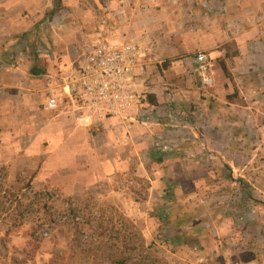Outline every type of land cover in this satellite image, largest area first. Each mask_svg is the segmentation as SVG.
Returning <instances> with one entry per match:
<instances>
[{"label":"rangeland","instance_id":"374dc122","mask_svg":"<svg viewBox=\"0 0 264 264\" xmlns=\"http://www.w3.org/2000/svg\"><path fill=\"white\" fill-rule=\"evenodd\" d=\"M181 1L174 19L192 20L197 35L164 24L162 6ZM6 3L18 9L5 12ZM131 15L145 25L125 28ZM143 35L155 50L134 88L146 98L148 83L160 98L148 136L113 140L111 180L65 181L72 141L57 132L35 138L47 119L68 113L64 104L45 110L48 88L63 102L64 72L86 47ZM239 38H264V0H0V83L9 86L0 88V264H112L105 249L131 229L123 216L171 264H264V45L246 58ZM201 51L212 59L210 87L190 75ZM35 58L43 75L31 73ZM98 148L95 160L105 157Z\"/></svg>","mask_w":264,"mask_h":264},{"label":"built area","instance_id":"2783aa9c","mask_svg":"<svg viewBox=\"0 0 264 264\" xmlns=\"http://www.w3.org/2000/svg\"><path fill=\"white\" fill-rule=\"evenodd\" d=\"M154 50L153 40L146 35L122 41L105 39L86 47L63 76L64 93L71 100L72 110L85 119L101 115L125 120L128 111L142 103L133 79L141 74L143 59ZM190 59V75L197 76L203 87L212 86L215 79L210 54L201 51ZM62 95L60 89L48 88L44 107L58 110L65 101H61Z\"/></svg>","mask_w":264,"mask_h":264},{"label":"crops","instance_id":"0c3cea01","mask_svg":"<svg viewBox=\"0 0 264 264\" xmlns=\"http://www.w3.org/2000/svg\"><path fill=\"white\" fill-rule=\"evenodd\" d=\"M178 1V0H175ZM180 1V0H179ZM180 6L175 5H163L162 11H164L165 14H167L168 20H165V25H167V28H171L177 32V34L181 33L183 36H190V35H197V26L193 24V21L191 20H185L182 19L181 21H177L178 19H174L175 12L179 10L182 11L185 9L184 2H179ZM5 12H13L15 9H18V6L16 5H10L5 4ZM15 6V7H14ZM146 10L153 9L151 5H145L144 7ZM185 13V12H184ZM180 14V12H179ZM177 17V16H176ZM126 20V19H125ZM141 24L145 25V21L143 20H135L133 18V15L130 16V22L128 23V20H126L124 26L127 28L130 25ZM163 24V25H164ZM182 26L181 29H178L176 27ZM124 29V28H123ZM122 29V30H123ZM178 29V30H177ZM175 32V33H176ZM108 39V38H107ZM242 39V42L240 43V49L241 51L245 52L246 58H255V56H258V50L263 47L264 45V38H239V40ZM242 53V52H241ZM254 66V65H253ZM256 67V66H254ZM11 69H13L11 67ZM14 70V69H13ZM16 70V69H15ZM16 71H11V74H15ZM252 74H248V77H250ZM247 74H243V82L241 81V84L238 83L237 87L241 90H246L245 86H247V82L245 81ZM7 87H9L6 84L0 83L1 90H5ZM18 87V86H14ZM141 87L145 88L147 95L148 94H154L157 98V101L160 102L159 94L157 91H159L158 87L151 86L148 83L142 84ZM137 88V86H136ZM157 88V90H156ZM2 95L4 98L8 99L6 100V105L8 106H16L15 100L12 98L13 96H10L8 92H3ZM8 95V96H7ZM66 100L64 101V104L66 108H68V113L64 117L61 118H51L47 119L45 126L37 127L38 133L36 134L35 138L39 137L40 133L43 131V133L51 137L53 134H56L55 132L61 134L60 137L64 139V142L66 143L67 140H71L70 146L72 148V151L70 152L72 155V159L69 161L73 165H67L63 166L61 170L66 173L68 172L66 176H64L65 181H72L77 186H83V187H93L97 186V183H102V178L105 179V181L111 180L112 176L117 171V166L115 163V160H112L110 155H113L108 150L111 149V147L114 145V139L121 137L124 138L126 142L127 140L134 141L135 138H141L143 136H148L149 134V124H150V117L149 110L154 111V108L156 107L155 104L150 103V100L146 98H142V103L140 105L133 106L127 113V117L125 120H120L114 117H105V116H93L90 118H83L79 117L78 113L76 111L72 110V104L71 100L68 99L67 96ZM231 104V103H230ZM25 105V104H24ZM144 106V107H143ZM146 107H149L145 109ZM243 106V111L247 109V106ZM245 109V110H244ZM45 110L53 111V110ZM31 116L33 115L32 111H30ZM50 115V114H49ZM51 116V115H50ZM97 125L98 128L91 130L89 125ZM36 124L35 126L31 127V130H36ZM35 127V128H34ZM40 128V129H39ZM39 134V135H38ZM80 136L85 137V144H79L78 141L74 140L79 138ZM101 141V142H97ZM82 145V146H81ZM126 148H130L131 145L127 144L125 145ZM100 147L102 150L106 148V152H103L105 157L99 158L97 160L94 159L93 153L99 152ZM79 150V151H78ZM130 151V150H129ZM78 152V153H77ZM97 162L96 166L93 164V162ZM76 163H90L89 166L82 168L77 166L75 167L74 164ZM92 163V164H91ZM57 172V171H56ZM63 174V175H64ZM89 177H92L91 181H87ZM89 180V179H88ZM101 180V181H100ZM100 181V182H97Z\"/></svg>","mask_w":264,"mask_h":264},{"label":"trees","instance_id":"16d2710c","mask_svg":"<svg viewBox=\"0 0 264 264\" xmlns=\"http://www.w3.org/2000/svg\"><path fill=\"white\" fill-rule=\"evenodd\" d=\"M58 2L60 6L62 0H58ZM58 9L59 8L47 12L44 20L51 19ZM35 54L37 56V53ZM37 60L38 59L35 58L31 73L34 75H43L45 70L38 66ZM223 69L226 70L225 65H223ZM147 98L152 104L156 105L158 102L154 94H148ZM150 156L152 160L155 159L158 162L163 161L161 155L159 156L153 151H151ZM5 176H7L6 172ZM123 219L131 223V229H121L117 237V244L115 246L113 245L111 248L105 249L106 252L113 248V250L110 251V261L112 264H171L166 257L159 254L155 248L154 242L150 244L147 243L141 231L131 220L125 216H123Z\"/></svg>","mask_w":264,"mask_h":264}]
</instances>
